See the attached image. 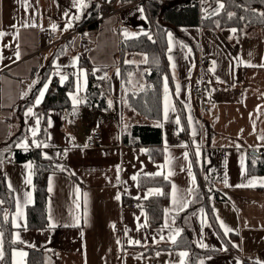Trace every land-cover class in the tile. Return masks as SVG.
I'll return each mask as SVG.
<instances>
[{"label":"crops","instance_id":"1","mask_svg":"<svg viewBox=\"0 0 264 264\" xmlns=\"http://www.w3.org/2000/svg\"><path fill=\"white\" fill-rule=\"evenodd\" d=\"M220 3L222 0L195 2L200 21L217 15ZM126 4L120 3L119 13L101 20L96 29L77 30L89 6L77 11L72 0H27L26 11L25 0H0V31L5 33L0 38V153H4L0 166L13 196V209L3 212L13 228L11 240L17 245L10 252L11 264H26V256L19 252L29 249L43 253V264H184L187 256L179 253L187 251L174 248L169 239L172 235L177 241L184 229L190 230L195 246L213 253L199 258L197 264H264V173L258 169L264 155V26H245L235 33L233 28L199 24L168 27L166 50L160 56L165 66L161 115L149 120L131 110L126 100V94L135 95L147 85V70L142 67L146 55L122 52L120 46L122 41L148 32L149 13L143 4ZM77 15L80 19L72 20V27L65 30L70 17ZM33 22L35 27L23 26ZM48 33L58 40L46 39ZM69 38L71 49L57 56L58 47ZM81 43L87 49L88 67L78 66ZM74 58H78L75 67ZM54 62L60 74L73 77L67 92L70 109L48 110L44 139H37L40 123L36 124V114L51 79L59 85L68 80L61 83ZM124 65L132 68L123 77ZM88 73L108 86L106 109L85 105ZM44 83L49 87L36 105ZM69 93L78 100L75 106ZM29 108L32 115H26ZM143 125L160 127V162L151 159L158 147L140 145L131 136L134 126ZM94 127L101 130L103 144L90 148L86 139ZM33 128L37 129L35 136ZM20 143L28 147H18ZM34 149L55 167L45 174L48 228L36 230L26 228V208L34 203V165L30 160L16 162L13 157L15 150ZM166 157L170 163L161 168ZM169 171L172 175L165 180ZM157 172L162 174L157 176ZM29 176L31 184L26 183ZM141 177H161L168 184L160 227L147 224L143 202L161 196L162 186L139 187ZM250 180L253 186L236 187ZM173 185L176 196L189 202L187 207L173 204ZM155 189L160 193L150 191ZM26 193L31 194L30 202ZM18 202L23 217L17 220L20 227H13ZM49 216L57 225L54 229L49 227ZM220 221L233 229L227 236ZM201 241L207 247H200Z\"/></svg>","mask_w":264,"mask_h":264},{"label":"trees","instance_id":"2","mask_svg":"<svg viewBox=\"0 0 264 264\" xmlns=\"http://www.w3.org/2000/svg\"><path fill=\"white\" fill-rule=\"evenodd\" d=\"M137 0H121L122 4L132 3ZM224 8L209 18L199 19V13L194 0H151L146 6L148 10L150 28L144 35L133 40H124L121 42L122 52L143 53L147 57V62L142 66L147 70L145 79L147 85L145 89L135 95L126 94V100L131 110L142 114L149 120H157L161 115V95H162V74L164 73V63L160 60L166 50L165 34L168 27L174 28L189 27L202 25L212 29L236 28L240 31L243 27L248 26H264V0H222ZM234 15L229 18L228 13ZM163 25L160 24V22ZM99 17L97 5L93 2L85 11L82 21L76 27L77 30L85 29L94 30L99 25ZM151 36V39H149ZM81 50L78 66L88 67L86 58L87 49ZM72 47V38L68 39L57 49L56 55H62L68 52ZM132 66H122L121 72L124 77L127 70ZM73 84V77L69 78L62 85L53 77L50 87L43 100L40 112L36 116L40 120V132L37 139H44L45 114L50 109L67 111L70 109V103L67 92L70 91ZM108 86L104 82L94 79L91 73H88V86L86 90L85 105L87 107L97 108L99 110L106 109L105 97L108 94ZM132 138L140 145L158 147L161 143V130L159 126H134L131 130ZM4 153H0V162ZM14 161L24 162L32 161L34 165L33 176V193L34 203L26 208V228L27 229H45L48 228L46 220V182L45 174L48 171L55 170L53 164L42 158L39 149L21 152L15 150L13 153ZM151 159L160 162L162 159L161 149H154ZM259 171L264 173V155L259 160ZM160 185L162 186V195L150 198L143 202L146 212V222L151 227H160L161 213L163 207L168 201V184L161 177H141L138 179L139 187ZM13 209V196L6 188L4 183V174L0 166V232L2 233V252L3 264H11L10 252L17 245L11 240V232L13 228L4 220V210ZM174 248L185 249L188 253L184 264H197L199 258L213 254L209 251L199 249L194 245L191 239L189 229H184L173 246ZM43 253L37 250L29 249L26 255V264H43Z\"/></svg>","mask_w":264,"mask_h":264},{"label":"snow or ice","instance_id":"3","mask_svg":"<svg viewBox=\"0 0 264 264\" xmlns=\"http://www.w3.org/2000/svg\"><path fill=\"white\" fill-rule=\"evenodd\" d=\"M72 3H73V7H75V8L77 9V11H82L83 9H86V8L89 6L88 3L86 2V0H72ZM24 6H25V10L27 11V7H28V5H27V0H25V5H24ZM223 8H224V4H223V3H220V4H219V8L217 9V11H219V9H223ZM141 11H143V10L141 9ZM68 15H69V14L66 12V13H65V16H68ZM228 15H229V18H231L234 14L230 12V13H228ZM262 15H264V14H262ZM79 19H80V16H79V15L74 16V17H70V19L68 20V22H67L66 25H65V30H67L68 28L72 27V20H79ZM23 26H24V27H35L36 24H35L34 22L31 23V24H29V23H24ZM13 27H15V25H14ZM56 27H57V26H56L55 24L52 25L53 30H55ZM236 31H237V30H236L235 28L231 29V32H232V33H235ZM17 32H18V29H17ZM145 34H146V33H145ZM4 35H5V33L2 32V31H0V38H2ZM127 35H128V34L125 33V36H127ZM168 36H169V41H170V43H169V49H168V50H169V52H171V50H172V48H171V33H169ZM149 39H151V36H149ZM16 58L19 59V51H17V53H16ZM0 59H2V57H0ZM171 59H172V58H171V56H170V57H169V60L171 61ZM77 60H78V58H74V59H73V61H72V66H73V67L76 66ZM144 62H145V63L147 62V57H145ZM53 66H54V67H57V73H56V74L60 76V81H61V83H63L65 80L68 79V77H67L66 75H64V74H60V72H59V67L55 64V62H54V64H53ZM173 67H174V65H173ZM213 70H214V68H213V69H210V71H213ZM117 71H119V70H117ZM81 74H83V73H81ZM77 80H79V76H77ZM33 83H35V82H33ZM48 87H49V84H48V83H44L43 88L39 90V95L37 96L36 101H35L36 105H39V104L41 103V101H42V99H43V97H44V95H45V93H46ZM78 87H79V85H78ZM167 91H168V89H167V79L165 78V94H166V96H165V101H166V103H165V118H166V119H167V115H168V111H169V107H168V104H167ZM25 95H26V94H25ZM69 95H70V97L72 98V100H73V104H74V106H75V104L78 103L77 98H76L72 93H69ZM173 110H174V109H173ZM26 115H32V108H29V109L27 110ZM39 123H40V120L37 119V120H36V124L39 125ZM48 123H49V126H51V121H50V120H49ZM177 123L179 124V120H177ZM31 132H32V135L35 136V135H36V132H37V129H36V128H33V129H31ZM194 134H195V133H194ZM33 143L35 144L36 147H40V146H41L39 143H36L35 141H33ZM17 146H18V147H21V148H25V149L28 147V145H27L26 143H20V144H18ZM43 146H44V147H47L48 145L45 144V145H43ZM187 155H188V154L185 153V159H187ZM197 155L199 156V152H197ZM169 163H170V161H169V159L166 157L165 165H162V166H160V167L163 168V167H165V166H166L167 164H169ZM241 165H242V175H243V157H241ZM25 167L31 169L32 166H31V164H27V165H25ZM189 167H191V166H189ZM161 174H162L161 172H157V173H155V175H157V176H159V175H161ZM171 175H172V172L169 171L168 175L164 176V179H165V180H168V177L171 176ZM189 175H190V176L192 175V174H191V171H189ZM117 178H119V177H117ZM132 178H133V179H136L135 176H133ZM26 183L31 184V176H29V178L26 180ZM224 183H225L226 186H228V181H227V177H226V176H225V179H224ZM193 184H195V178H194V177H193ZM244 186H253V182L250 180V181L248 182L247 185H243V184H241V185H236V187H244ZM9 187L11 188V185H10ZM49 191H51V181H50ZM150 191H155V192H157V193H160V189H155V190H150ZM26 197L28 198V201L30 202L31 194H30V193H26ZM119 198H120V197H119V195H118V196L116 197V199H119ZM172 199H173V204H174V205H178V207H179L180 209H182V208H184V207H187V204L189 203L188 201H186V200H181L180 198H178V197L176 196V186H175V185H173ZM201 211H203V210H201ZM22 217H23V212H22V209H21V205H20V203L18 202V203H17L16 216L13 218V221H12V223H13V227H20V225L17 223V220H18L19 218H22ZM4 218H5V220H7V219H8L7 215H5ZM75 223H76V226H79V218H78V217L75 218ZM56 226H57V225H56L55 222H53L52 217L49 216V227L54 229ZM220 226H221V228L223 229L225 236H227L229 233H231V232L233 231V229L227 227V226L224 224L223 221H220ZM126 233H127V230H126ZM176 235H179V231H178V230H177V232H176ZM0 236H2V233H0ZM15 239H16V240H19V236L17 235ZM161 239H163V237H161ZM169 239L171 240L172 243H176L175 236L170 235ZM14 242H15V241H14ZM117 243H119V241H117ZM130 243H137V244H138L139 241H130ZM199 246H200V247H207V245H205L202 241L200 242ZM233 246L235 247V245H233ZM16 254H17V253H15V252L13 253L14 256H15ZM19 255H20V256H26L27 253L19 252ZM179 255H180L181 257H186V256L188 255V253H187V252H180ZM2 257H3V252L0 251V258H2ZM181 264H183V261H181ZM201 264H203V262H201Z\"/></svg>","mask_w":264,"mask_h":264},{"label":"built area","instance_id":"4","mask_svg":"<svg viewBox=\"0 0 264 264\" xmlns=\"http://www.w3.org/2000/svg\"><path fill=\"white\" fill-rule=\"evenodd\" d=\"M97 5V11H98V17L99 20H103L109 16L116 15L121 10V7L118 5L121 3V0H92ZM151 0H137L135 2L126 4L127 5H133V4H143L146 6L147 2ZM202 0H195V2L201 3ZM46 39L48 40H58L57 36L53 33L46 34ZM63 39H59V41H62ZM194 92L197 94L198 89H195ZM103 144V137L102 132L99 128L94 127L90 130L88 137L86 139V145L90 148H95ZM218 156H221V154H218ZM6 162L12 163L13 159L6 158ZM204 187V186H203ZM131 208L134 207V205H130Z\"/></svg>","mask_w":264,"mask_h":264},{"label":"rangeland","instance_id":"5","mask_svg":"<svg viewBox=\"0 0 264 264\" xmlns=\"http://www.w3.org/2000/svg\"><path fill=\"white\" fill-rule=\"evenodd\" d=\"M160 22V21H159ZM85 49V48H84ZM81 51H83V50H81Z\"/></svg>","mask_w":264,"mask_h":264}]
</instances>
